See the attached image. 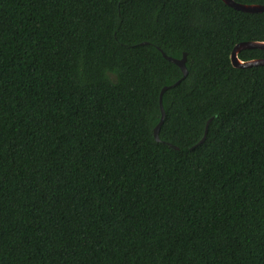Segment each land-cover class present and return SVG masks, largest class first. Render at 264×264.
Wrapping results in <instances>:
<instances>
[{
    "label": "trees",
    "instance_id": "1",
    "mask_svg": "<svg viewBox=\"0 0 264 264\" xmlns=\"http://www.w3.org/2000/svg\"><path fill=\"white\" fill-rule=\"evenodd\" d=\"M242 42L264 13L220 0H0V264H264V66H231Z\"/></svg>",
    "mask_w": 264,
    "mask_h": 264
},
{
    "label": "water",
    "instance_id": "2",
    "mask_svg": "<svg viewBox=\"0 0 264 264\" xmlns=\"http://www.w3.org/2000/svg\"><path fill=\"white\" fill-rule=\"evenodd\" d=\"M222 1L225 5H227L228 7L240 11V12H244V13H264V6H260V5H240L237 3H234L232 0H220ZM245 49H260L263 50L264 49V43L263 42H242V43H238L236 44L233 49L231 50L230 54H229V61L230 64L233 68H251V67H255V66H264V59H254V60H250V61H240L237 58V54L238 52H240L241 50H245ZM162 57L164 59H166L167 61L173 63L175 66H177L179 68V70L181 71L182 77L181 79H183L186 74V68H185V54H182L180 59H174L171 57H167L163 52H161L159 49H157ZM180 79V80H181ZM176 81L173 85L171 86H175L176 84L179 83V81ZM170 86V87H171ZM170 87H163L159 93V99H158V103H159V109H160V120L158 122V124L155 126V128L153 129V137L154 139L158 142V131L160 128V125L162 124L163 121V117H164V113L162 110V106H161V97L162 94L165 90H167ZM207 124L205 125V130L203 133V136L201 137V139L199 140V142L197 144H201L204 141L205 138V133H206V128H207Z\"/></svg>",
    "mask_w": 264,
    "mask_h": 264
}]
</instances>
